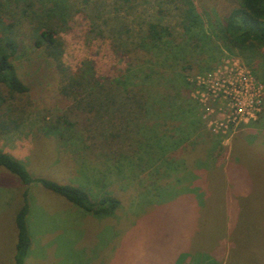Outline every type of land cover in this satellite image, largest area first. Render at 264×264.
Here are the masks:
<instances>
[{
	"label": "rangeland",
	"instance_id": "rangeland-1",
	"mask_svg": "<svg viewBox=\"0 0 264 264\" xmlns=\"http://www.w3.org/2000/svg\"><path fill=\"white\" fill-rule=\"evenodd\" d=\"M105 1L109 19L108 25L98 21L102 36L89 31V8L58 33L63 63L74 71L88 61L99 80L132 79L152 112L156 98L171 102L176 97L177 106L171 111V105H162L151 121L138 117L128 127L115 117L67 112L71 100L58 92L53 63L42 47H34L22 21L10 61L27 91L9 95L0 83L1 109L8 123L16 122L0 134V149L20 151L28 143L19 160L32 177L78 186L91 198L110 193L119 204L112 214H93L37 181L23 185L0 166V264H13V215L24 187L29 243L21 264H264V95L258 117L225 138L204 127L200 106L178 84L182 75L206 71V61L215 66L231 55L245 64L216 36L217 25L238 0H191L208 36L203 46L180 35L169 17L161 22L174 25V37L137 52L111 46L114 33L107 29L117 21L110 0ZM132 3L126 18H119L128 27L127 43L142 41L145 22L157 16L154 0ZM260 57L253 52L245 65L262 83ZM186 65L190 68L183 69ZM61 113L74 124L60 125L65 137L59 138L42 127Z\"/></svg>",
	"mask_w": 264,
	"mask_h": 264
},
{
	"label": "trees",
	"instance_id": "trees-1",
	"mask_svg": "<svg viewBox=\"0 0 264 264\" xmlns=\"http://www.w3.org/2000/svg\"><path fill=\"white\" fill-rule=\"evenodd\" d=\"M80 1L82 6H77L76 2L72 0H0V83L6 87L9 95L24 94L27 91V86L18 78L14 65L10 61L18 48L15 31L22 21H26L34 47H42L44 54L53 63L58 76V92L71 100L70 105L66 108L67 112L80 110L85 114L93 113L96 118L100 115L115 117L119 124L123 123L128 127L136 124L138 117L151 121L153 113L160 114L159 110L162 105H171L169 110L174 111L172 109L177 106L173 104L176 97L172 99V103L156 98L157 106L152 112L151 105H148V102L143 99L141 90L135 88L137 86L132 79L129 80L122 75L99 80L91 72L92 67L88 61L82 62L74 71H71L63 63V41L58 33L68 29V23L76 13H81L89 8V13L85 14L88 15L89 31L95 33V36H102L99 22L108 25L109 18L106 19L103 13L105 0H92L90 4L89 0ZM83 5L88 7H83ZM109 6L115 14L113 19L117 21L116 25H109L107 29L108 32L114 33L109 41L115 51L122 48L125 52H137L144 46L148 47L146 48L148 51L154 47V44L162 42V39H165V43L169 42L174 37V25L161 22L162 18H173L175 25L179 27V34L185 35L194 45L203 46L204 40L208 37L203 30V20L191 0H154L152 7L157 16L154 20L145 22L144 39L142 41L130 40L128 43L126 34L128 27L119 18L121 20L123 17L126 18L129 9L134 8L132 0H110ZM120 10H122L123 16L118 17ZM219 24L216 36L225 50L233 53L232 49H236L247 65V61L253 59V52L254 54L259 52L260 59L264 60V0H238ZM120 32L124 33L123 38H121ZM212 67L213 65L208 64L207 61L202 66L204 70ZM188 68L190 66H183V69ZM129 69H127V73ZM182 76L178 84L180 88L189 91V82L184 75ZM138 82L140 84V79ZM3 102L2 98L0 100V115L3 116H0V134L7 133L12 127H16L14 120L12 124L6 121L10 118L6 117L5 110L1 109ZM158 118L162 119L160 115ZM73 124V121L69 120L65 113H61L54 116L42 129L45 132H54L55 135L62 138L65 137L62 128H70ZM60 125L64 126L61 128ZM243 126L245 124L239 125L237 130L242 129ZM171 142L173 141L171 140ZM0 166L16 176L23 185L37 181L42 187L93 214H112L119 204L118 198L110 193H102L96 198H91L85 190L78 186L32 177L19 159L1 149ZM218 167L226 169V166L215 168ZM27 210V192L24 187L20 192V204L13 215L15 227L13 264L22 263L29 243L25 224Z\"/></svg>",
	"mask_w": 264,
	"mask_h": 264
},
{
	"label": "built area",
	"instance_id": "built-area-1",
	"mask_svg": "<svg viewBox=\"0 0 264 264\" xmlns=\"http://www.w3.org/2000/svg\"><path fill=\"white\" fill-rule=\"evenodd\" d=\"M186 79L190 98L201 108V121L214 135L230 136L261 111L263 85L236 56L228 55L211 69Z\"/></svg>",
	"mask_w": 264,
	"mask_h": 264
},
{
	"label": "crops",
	"instance_id": "crops-1",
	"mask_svg": "<svg viewBox=\"0 0 264 264\" xmlns=\"http://www.w3.org/2000/svg\"><path fill=\"white\" fill-rule=\"evenodd\" d=\"M6 137V138H5ZM4 138L5 139H7L8 137H7V135L5 136L4 135ZM3 143H4V141H3ZM28 146H29V144L28 143H26L25 145H24V147L23 148H21L20 149V151L19 150H13V151H11V150H8V149H3L4 151H8L9 153H11L15 158H17V159H23L24 158V156L27 154V152H28ZM18 151V152H17Z\"/></svg>",
	"mask_w": 264,
	"mask_h": 264
}]
</instances>
